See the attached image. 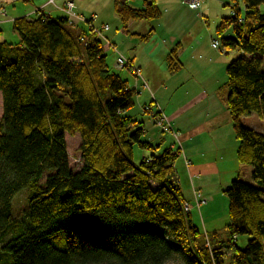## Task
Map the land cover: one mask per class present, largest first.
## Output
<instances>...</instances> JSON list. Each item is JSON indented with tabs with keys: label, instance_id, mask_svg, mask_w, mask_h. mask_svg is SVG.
I'll list each match as a JSON object with an SVG mask.
<instances>
[{
	"label": "trees",
	"instance_id": "16d2710c",
	"mask_svg": "<svg viewBox=\"0 0 264 264\" xmlns=\"http://www.w3.org/2000/svg\"><path fill=\"white\" fill-rule=\"evenodd\" d=\"M128 1L114 0L124 29L161 15L154 0L141 8ZM241 2L243 11L234 3L215 32L220 48L240 53L226 66L225 103L237 162L252 168L257 186L232 180L223 191L227 223L205 235L184 212L173 179L179 149L132 162L134 146H158L126 114L135 92L109 69L100 39L41 10L13 21L18 43L0 35V264H224L226 251L230 264H264V132L242 123L253 113L264 118V0ZM228 29L232 36H223ZM166 62L169 73L181 70L177 48ZM67 134L80 138L76 172ZM25 189L15 214L13 201ZM240 235L249 237L243 249Z\"/></svg>",
	"mask_w": 264,
	"mask_h": 264
},
{
	"label": "crops",
	"instance_id": "0c3cea01",
	"mask_svg": "<svg viewBox=\"0 0 264 264\" xmlns=\"http://www.w3.org/2000/svg\"><path fill=\"white\" fill-rule=\"evenodd\" d=\"M67 1L75 2V0ZM131 1H128L129 6L141 8L142 4L138 7L133 6L130 4ZM64 2L58 5L55 0V6L44 7L45 2L41 8L35 7L32 9L27 7L24 11H20L19 14L14 13L13 15L10 13V18L0 20V32L3 33V26L8 19L13 25V21L17 18H32L33 15L35 17L37 14L35 13L36 10H41L40 14L52 18L66 17L61 9ZM154 2L162 15L158 25L164 31L165 37L155 46L154 39H151L150 35L149 39L151 40L148 39L149 41H146H148L151 48L146 47L145 51L143 47L145 41H142L140 36L146 35L150 28L155 30L156 28L153 24L151 25L150 22L144 21H130L126 24V29H124L116 14L121 30L117 29L112 33L109 24L104 23L109 29L104 31L103 34L116 47V50L112 51L113 57L117 54L127 57L131 63V68L132 66L137 67L135 69L139 70V75L134 72V69L119 70L115 67V63L108 62V49H104V55L106 56L109 69L126 80L129 88L134 90L135 95L137 93L138 96L142 95L138 90L139 86L142 88L146 87L145 90L150 102L145 103L144 101L143 104L145 109L147 107L149 109H143L142 114H150L154 120V118H161L163 113L166 116L165 121L169 119L176 144L169 145L165 151L175 146L176 149H173H179L178 157H180V160L173 165V179L176 180L180 187L185 201L190 199H187L184 195L190 196L191 192L193 193L195 189H199L203 196L207 198V203L203 205L207 207L216 197L224 195L223 191L230 185L232 180L241 179V176H245L244 178L251 177L252 171L250 166L237 162L236 149L238 142L233 136L229 115L228 118H224L223 115H221L222 118H215V115L221 114L222 111L220 110L224 109L220 99L225 104L226 81L223 84L225 87L224 92L220 94V98L214 96L212 107L208 101L211 96H208L207 92L201 87V83L206 81L208 75L203 76L201 74L199 63H204L205 60L210 61V55L216 53L218 56L214 59L215 66L225 65L226 67L230 61L226 62L225 57L229 56L231 59V55H233L231 51L226 52L223 48L218 49L220 47L219 43L216 48L212 47V41L219 42L215 32L216 27L222 18L230 16V6L226 0H213V2L208 0L199 10L193 11L188 8L185 0H154ZM5 3L0 0V7L4 10ZM228 6L229 10L223 8ZM161 8H163V11ZM75 9L77 14L86 18V20H95L97 13L101 11L98 10L97 12L95 8L90 6L83 7L84 10H82L79 5L77 8L75 5ZM56 13L58 15L54 17L52 14ZM210 19L213 29L209 25ZM202 20L206 29L198 25ZM79 27L84 28V24H79ZM223 36H232L231 29H228ZM175 48L178 49V59L182 64V68L177 73H169L166 58L168 53ZM159 68H163V72ZM193 75L195 76L193 77ZM188 82L191 83L190 86H186ZM197 85L198 87H196ZM167 86L173 91L169 92L171 94L170 97L166 95ZM195 88L197 90L200 88L202 92L199 91L198 94H195L193 91ZM179 90H188V93L186 91L178 94V92H181ZM175 94L183 96V99L179 101L180 99L177 95L173 101L172 98ZM151 108H155V110L152 109L153 112H151ZM155 113H160L161 116L154 117ZM143 127L145 132L142 139L153 145L157 141L152 143L146 136L148 131H146L144 123ZM146 157L148 156H144L142 159ZM192 208L195 209L194 207ZM207 219L206 225H211L213 218L207 215Z\"/></svg>",
	"mask_w": 264,
	"mask_h": 264
},
{
	"label": "rangeland",
	"instance_id": "374dc122",
	"mask_svg": "<svg viewBox=\"0 0 264 264\" xmlns=\"http://www.w3.org/2000/svg\"><path fill=\"white\" fill-rule=\"evenodd\" d=\"M1 1L6 2L5 3V10L6 11L4 10L3 11L4 14L0 15V20L4 19V18H10L11 17L10 13H12L13 15H14V13L19 14L20 11H24L27 7H30L32 9H34L35 7L41 8V7H43L42 6L43 3L49 2V0H1ZM64 1L65 0H56V3L59 5V4H62ZM143 1L144 0H132L130 4L138 7V6H141ZM67 2H72V4L74 5L73 12H75V14L77 16H80V17H81V15L77 14V12H76L75 5H76V8L79 5L80 9H82V10H84L83 7H89V6L92 8H95L97 10V12H98V10H101L97 13V18L95 20L90 21L95 28H100L101 26L105 25L104 23H108L110 28H111L112 33L117 29L121 30L120 25H119V19L115 13L116 11H115L114 6H113L114 5L113 0H75V2L66 0L64 2L63 7L61 8L63 12H64V6ZM212 2H213V0H212ZM226 2L230 6V13H231V6L234 5V3H236L238 5V7L243 11V5H242L241 0H226ZM50 5L55 6V0H52V3H48L47 6H50ZM229 6L223 7V8L229 10ZM161 10L163 11V8H161ZM260 11L264 12V5L260 6ZM38 12H39V10L35 11V13H38ZM33 14H31V15H33ZM64 14H65V16L67 15L65 12H64ZM162 14H163V12H162ZM52 15L55 17L58 14L56 13V14H52ZM77 16L74 17V19H72L74 21V24H70V26L72 28H75L76 26H79V24H84L85 29L89 30L87 28V24H89L90 22L87 23L83 19L80 20L81 18H78ZM161 16L162 15H160V17L158 19L150 22V24L151 25L153 24L154 27L156 28L152 32L151 37H150L151 39H154L155 46L158 44V42L161 39H163L165 37L164 31L158 25V23L161 20ZM66 18H67V16H66ZM72 20H71V22H72ZM68 21L69 20L67 18V22ZM94 22H95V24H94ZM209 22H210V24H209L210 27L213 29V24L211 23L212 22L211 19ZM198 25L201 26L203 29H206V26H205L203 20ZM12 28H13V25H12L11 21L8 19V21L3 26V29H2L3 33H1L0 35H1L2 40H5L7 42L15 44V43L19 42V36L17 33H15V31H13ZM108 29H109V27H108ZM89 31L91 32V34L93 36L98 38L96 36V34L93 33V31H91V30H89ZM98 39L101 40L103 49H107L108 45L106 47V42H108V43H110V42L105 38V35L102 33V39H101V37ZM151 39H149V40H151ZM148 41H145V43L143 45L144 51L146 50V47L151 48V46L148 44ZM112 46H113V48H108V51H109L108 52L109 53L108 54V62H110L112 64L115 63L114 64L115 67L119 70H127L129 67L118 68L116 66V59L118 57H122L125 61L128 59H127V57L123 56L122 54H117L115 57H113L112 51H114V49L116 50V47L113 44H112ZM218 49H220V47H218ZM231 52H233V51H231ZM232 54L233 55H231V59L235 58L240 53L239 52H233ZM207 55H208V53H207ZM217 56L218 55L216 53L211 54L210 55V58H211L210 61L205 60L204 63H199V70H200L201 74L203 76L208 75L206 81L204 83H201V87L204 91L207 92L208 96H211V98L208 99V101L211 103V107L213 104L214 96H216L217 98H220L221 97L220 94L222 92H224V89H225L223 84L225 83V81L227 83V75H226L225 65L224 66L220 65L218 67L215 66V60L214 59H216ZM225 58H226V62L228 60L231 61L229 56L228 57L226 56ZM135 68H137V67L132 66V68H130V69H135ZM261 69H262V71H264V63L261 65ZM159 70L163 72V68H159ZM195 75H193V77ZM194 81H195V79H194ZM190 85H191V83H189V82H188V84H186V86H190ZM196 87H198V85ZM145 89H146V87L142 88L141 86H139L138 90L141 92L142 95L138 96V93H137V95H135V105L132 108H130L129 110H127L126 114L129 116H132L134 119L144 123L145 129H146V131H148L147 132L148 134L146 135L147 138H149L152 141V143L154 141H157V142H154L153 145L158 146V147H156L155 150L146 151V150H142V149L138 148L137 146H134L132 162L136 165H138L142 161V158L144 156L162 153L165 151L166 148L169 147V145H172V144L175 145L176 144V140L174 139L175 136L173 134L174 132H173V129L170 125L169 119L164 124L168 128V130L163 131V129L160 125L155 124V121L152 119V116L150 114H147V115L142 114V111H144L143 109H145L144 104H143L144 101H145V103L150 102L149 96L147 95V92ZM166 91H167L166 95L168 97H170L171 94H169V92H173V91H171L169 87ZM179 91H181V92H178V94L185 93L186 91L188 93V90H179ZM193 91L195 94H198L199 91L202 92L200 88H198V90H197V88H195ZM178 94H175L173 96V98H172L173 101ZM225 95H226V92H225ZM178 96L180 99L179 101H181L183 99V96H180V95H178ZM220 102H221L222 106L224 107V109L222 108V110H220V111H222L221 114H216L215 118H222L221 115H223L224 118H228L229 114H228V111L226 108V103L224 104L222 99H220ZM152 109L155 110V108H151V112H153ZM212 109L216 110L215 108H212ZM1 113H2V96L0 95V116H1ZM162 115L164 116V118L166 117L163 113H162ZM242 123L244 126L251 128L257 132H264V118L258 117L254 113L249 115V116L243 117ZM170 135L171 136L173 135V136L171 137ZM65 140H66V150H67V155H68L69 166L73 171L76 172L80 169V167L82 165V163L80 161V153H79L80 138L78 135L69 136L67 134L65 136ZM173 148L176 149L175 146H173ZM178 160H180V157H178L176 159L174 164H176V162ZM244 177L245 176H241V179L242 180L244 179L243 181L246 180L247 183L253 184L254 186H257V184L252 181L250 176H248V178H244ZM150 186L153 189L157 188V185H155L152 182H150ZM195 190L199 191L201 193V196L205 200V204H206L207 198H205L203 196L202 192L199 189H195ZM27 194H28V192L25 189V190H22L20 193H18L17 196L15 197V199L13 201V208H14L15 214L20 213L22 211V209L24 208V204H25V200L27 198ZM184 196L187 199H190L189 200L190 202L184 200L183 203L186 202L189 204V207H190L189 211L192 213L191 214L192 222L196 226L200 227V229L204 233V235L206 232L212 231V228H217V229H213V230L223 231L222 228L227 223V199L224 195L222 197L220 195L218 197H216L214 199V201L212 203H210L207 207L203 206L205 204H203L201 206H197L195 203L194 195L192 192H191L190 196H188V195H184ZM192 207H194L195 209H193ZM190 212H188V213H190ZM207 215L213 218L211 225H206V222H208ZM98 226L104 228V227H107L109 225L100 223V224H98ZM248 239H249V237L247 235H240V236L236 237V246L240 249H243L246 246ZM231 259H232V252L226 251L225 255H224V264H230ZM169 264H174V263L171 262Z\"/></svg>",
	"mask_w": 264,
	"mask_h": 264
},
{
	"label": "built area",
	"instance_id": "2783aa9c",
	"mask_svg": "<svg viewBox=\"0 0 264 264\" xmlns=\"http://www.w3.org/2000/svg\"><path fill=\"white\" fill-rule=\"evenodd\" d=\"M207 1L208 0H185V3H186V5L188 6L189 9H191L193 11H197ZM48 3H52V0H49V2H47L44 7H46L48 5ZM73 9H74V5L72 4V2H67L65 4V6H64V12L67 14L66 16H67V18L69 20L68 21V24L69 25L70 24H74V21L72 19H74V17L77 16L75 14V12H73ZM3 11H4V9L3 8H0V15L1 14H4ZM232 14H233V12L231 11V15ZM77 17L78 18H81L80 20H82V19L85 20L87 23H89L91 21V20H86L82 16L81 17L80 16H77ZM71 20H72V22H71ZM87 28L89 30L93 31V33L96 34V36L98 38L101 37V39H102V33L108 29V26L107 25H103L100 28H95L92 25V23L90 22L89 24H87ZM107 45H108V47H107ZM217 46H218V42L217 41H213L212 42V47L213 48H216ZM106 47H107V49L108 48H113L112 44L111 43H108V42H106ZM125 62H129V61L128 60L125 61L122 57H118L116 59V66L118 68H124L125 67L124 66L125 65ZM127 67H131V65L130 66H127ZM134 72L137 75H139V70L134 69ZM156 119L157 120H154L155 121V124L160 125L162 127L163 131L168 130V128L164 125L166 121H165V118L163 116H161V118H156ZM193 195H194L195 203H196L197 206H201V205L205 204V200L202 198L201 193L199 191H195L194 190ZM182 207H183L184 212H186V213L190 212L189 211L190 210V207H189V204L188 203H186V202L183 203L182 204Z\"/></svg>",
	"mask_w": 264,
	"mask_h": 264
},
{
	"label": "bare ground",
	"instance_id": "6f19581e",
	"mask_svg": "<svg viewBox=\"0 0 264 264\" xmlns=\"http://www.w3.org/2000/svg\"><path fill=\"white\" fill-rule=\"evenodd\" d=\"M130 65H131L130 62H125V65H124V66L127 68V66H130ZM129 68H131V67H129ZM146 109H149V108L147 107ZM146 109H145V110H146ZM163 117H164V116H163ZM156 120H157V119H156Z\"/></svg>",
	"mask_w": 264,
	"mask_h": 264
}]
</instances>
